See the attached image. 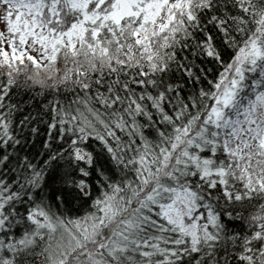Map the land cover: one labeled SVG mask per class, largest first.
Instances as JSON below:
<instances>
[{
    "label": "snow or ice",
    "instance_id": "obj_1",
    "mask_svg": "<svg viewBox=\"0 0 264 264\" xmlns=\"http://www.w3.org/2000/svg\"><path fill=\"white\" fill-rule=\"evenodd\" d=\"M0 264H264V0H0Z\"/></svg>",
    "mask_w": 264,
    "mask_h": 264
}]
</instances>
